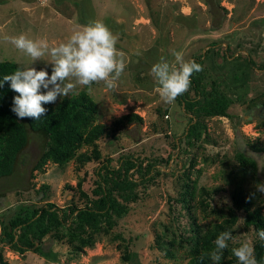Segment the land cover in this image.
<instances>
[{"label":"rangeland","instance_id":"1","mask_svg":"<svg viewBox=\"0 0 264 264\" xmlns=\"http://www.w3.org/2000/svg\"><path fill=\"white\" fill-rule=\"evenodd\" d=\"M91 21L103 22L118 37L116 48L125 54L126 67L114 90L99 82L91 92L85 87L77 92L94 99L98 123L109 126L128 113L140 118L124 120L113 135L98 138L100 159L110 157L117 165L121 155L157 157L161 174L112 231L95 236L92 246L74 250L65 239L47 235L39 252L20 254L4 247L8 264H187L191 249L200 245L199 235L228 218L230 209L236 219L225 258L245 242L256 258L259 238L233 203L230 179L241 177L237 151L256 160V170L243 183L257 194L264 214V192L257 190L264 184V151L253 147L264 146V0H0V61L51 75L49 55L33 61L9 38L25 35L54 47ZM173 52H182L185 61L200 55L206 89L217 82L218 93L230 102L225 113L198 118L194 148L186 145L184 134L191 114L177 100L163 102L151 74L162 57L173 62ZM42 146V138L29 132L13 173L0 178V220L47 201L62 207L72 199L82 205V192L90 193L100 160L81 165L74 159L63 165L48 161L33 169ZM85 150L91 147L79 149Z\"/></svg>","mask_w":264,"mask_h":264},{"label":"trees","instance_id":"2","mask_svg":"<svg viewBox=\"0 0 264 264\" xmlns=\"http://www.w3.org/2000/svg\"><path fill=\"white\" fill-rule=\"evenodd\" d=\"M192 61L202 65L200 55L194 56ZM17 70L21 68L16 62L0 61V82H3L4 76ZM202 72L194 73L188 91L176 98L179 105L191 114L184 134L186 145L193 148L200 137L198 118L201 115L225 113L230 103L218 93L217 82L211 83V90L206 89ZM17 95L9 83L0 87V178L13 173L19 154L28 144L29 132L43 140L42 150L33 169H41L48 161L58 165L72 159L80 165L100 161L94 166L90 193L82 192L85 199L82 205L72 199L62 207L47 201L31 211L22 208L14 216L0 220V264H8L2 254L4 247L20 254L26 251L39 252L47 235L56 240L65 239L74 250L92 246L95 236L100 232L112 231L118 220L129 212L131 204L141 200L161 174L157 157L143 158L133 153L121 155L117 165H112L110 157L100 159L98 138L104 134L113 135L124 120L131 122L140 119L137 114H125L114 119L109 126L98 123L96 102L86 91L80 90L55 103L44 105L47 112L38 120L27 117L20 119L11 110ZM219 96L221 99L218 101ZM179 143L180 140L176 141L174 146H179ZM82 146L91 147V151H79ZM253 147L264 151V146ZM235 157L241 169V177L239 180L234 176L230 179L231 198L239 209H243L244 224L252 226L257 232L264 229V214L257 202V194L249 193L243 183L246 175L256 170L257 163L242 151H237ZM170 158L168 155L166 163ZM77 184L80 186L81 181ZM46 187V184L41 185V188ZM228 213L229 217L223 222L214 224L199 235V240L202 237L200 245L191 249L192 255L187 264H214L209 255L215 248L214 241L220 233L229 231L236 219L231 209ZM255 253L256 259L263 262L264 241L257 240ZM226 255L227 250L224 249L219 264L236 262L234 255L227 259Z\"/></svg>","mask_w":264,"mask_h":264},{"label":"clouds","instance_id":"3","mask_svg":"<svg viewBox=\"0 0 264 264\" xmlns=\"http://www.w3.org/2000/svg\"><path fill=\"white\" fill-rule=\"evenodd\" d=\"M9 39L33 61L46 54L51 58V75L45 69L31 67L6 75L0 82V87L9 83L11 90L18 94L13 99L11 110L20 119H40L47 112L44 105L55 103L58 97L75 94L78 87H85L91 92L94 83L103 82L107 89L114 90L126 67L125 54L116 48L118 37L101 21L78 26L67 42L54 47L47 40H33L25 35ZM173 56V62L162 57L151 68L157 84L155 91L168 104L186 93L191 76L203 70L201 64L185 61L182 52H173ZM257 190L264 192V184L259 185ZM257 235L264 241V229L257 230ZM231 239L232 234L228 231L217 236L215 248L209 253L214 264H219L222 252ZM232 253L239 264H257L254 248L247 242L233 248Z\"/></svg>","mask_w":264,"mask_h":264}]
</instances>
